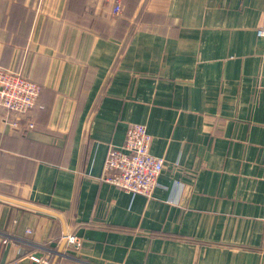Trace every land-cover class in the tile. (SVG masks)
<instances>
[{"label": "crops", "instance_id": "crops-1", "mask_svg": "<svg viewBox=\"0 0 264 264\" xmlns=\"http://www.w3.org/2000/svg\"><path fill=\"white\" fill-rule=\"evenodd\" d=\"M123 5L0 0V67L42 86L0 107V264H264V0ZM132 124L151 198L102 180Z\"/></svg>", "mask_w": 264, "mask_h": 264}, {"label": "built area", "instance_id": "built-area-1", "mask_svg": "<svg viewBox=\"0 0 264 264\" xmlns=\"http://www.w3.org/2000/svg\"><path fill=\"white\" fill-rule=\"evenodd\" d=\"M109 5L111 15L123 14V0H98ZM258 35L264 37V30ZM42 86L30 79L21 69L0 67V107L8 113L23 116L37 104ZM17 126V124H14ZM152 136L143 124H132L126 134L124 145L109 151L105 162L103 181L132 196L151 198L159 187V177L164 160L151 154ZM67 246L80 250L81 239L73 234L66 236ZM43 264H49L43 260Z\"/></svg>", "mask_w": 264, "mask_h": 264}, {"label": "water", "instance_id": "water-1", "mask_svg": "<svg viewBox=\"0 0 264 264\" xmlns=\"http://www.w3.org/2000/svg\"><path fill=\"white\" fill-rule=\"evenodd\" d=\"M0 198H1V199H5V198H3V197H1V196H0ZM6 200H7V199H6ZM22 205H25V206H27V207H32V208H34V209H37V208H35V207H33V206H30V205H27V204H22Z\"/></svg>", "mask_w": 264, "mask_h": 264}, {"label": "trees", "instance_id": "trees-1", "mask_svg": "<svg viewBox=\"0 0 264 264\" xmlns=\"http://www.w3.org/2000/svg\"><path fill=\"white\" fill-rule=\"evenodd\" d=\"M40 96H41V95H40ZM38 101H39V100H38ZM37 103H38V102H37ZM36 105H37V104H36ZM36 105H35V106H36ZM35 106H34V108H35ZM31 110H32V109H31ZM31 110H30V111H31ZM30 111H29V112H30ZM29 112H28V113H29ZM28 113H27V114H28Z\"/></svg>", "mask_w": 264, "mask_h": 264}]
</instances>
